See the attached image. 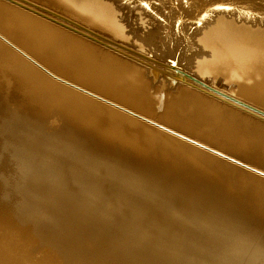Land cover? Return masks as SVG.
Returning a JSON list of instances; mask_svg holds the SVG:
<instances>
[{
  "label": "rangeland",
  "instance_id": "374dc122",
  "mask_svg": "<svg viewBox=\"0 0 264 264\" xmlns=\"http://www.w3.org/2000/svg\"><path fill=\"white\" fill-rule=\"evenodd\" d=\"M26 1H28L30 3H34L36 5H39L40 7L46 8V9L53 11L59 15H62L64 17H66V18H68V19L92 30L95 33H98L104 37H107V38H109L113 41H116L118 43H121L125 46H129L130 48H132L131 45H133V47L135 48L136 51L138 48H141L144 52H149L148 46L153 48L152 44L147 46V45L141 43V44H139V46H137L138 44H136V45H135V43L131 44L127 40H121L119 38L112 37V36L102 32L100 30H96V29L76 20L73 16L67 14L66 12L62 11L59 8H53L51 6H48L47 4L38 2L37 0H26ZM99 1L110 5V7L113 9L115 22L120 27V29L124 35H128V37H130L129 32H131V31L133 33V32H136V30H138V29L143 30L145 28H148V29L150 28L147 24H145V20L148 19L147 15L142 13L139 8H135L134 7L135 5L130 4L129 2H127L125 0H122V1L99 0ZM175 1L180 2L181 0H175ZM125 2H127V4ZM152 3L155 4L156 7L159 8L158 2H152ZM142 4L145 5L144 2ZM148 11L151 12L149 8H147V12ZM4 12H10L14 15H17L18 17H20V19L14 21L15 25L9 24V29L7 31L3 30L0 27V51L7 53L12 58L11 63L9 62L8 59H6L8 62L0 61V261L1 262L5 261V262L10 263V264H97V263L98 264H105V263L106 264H109V263H111V264H115V263L116 264H131L132 262L134 264H159L161 262V264H164V262H163V260H164L167 262V264H168V262H170L171 264H174L175 259H176L174 256L176 255L177 257H179L178 258L179 260L176 259L177 262L175 264H192L195 261H196L195 262V264H196L197 261H200L202 258L203 259L201 261L203 262V260L205 259L204 262L203 263L198 262L197 264H229V263L231 264L234 262L238 263L239 260L240 261L242 260L244 262H239L238 264H264V259H262V257L264 258V255H263L264 253L261 254V252H264V249H263L264 248V246H263L264 245V243H263L264 242V240H263L264 239V237H263L264 236L263 235L264 234V228H263L264 227V220L259 219L261 221V223L259 222V223L254 224L253 220L249 216L248 217L250 219H248L247 221H243L239 218H233L234 216L230 213V210L227 207L228 205H226L224 202H222V201H221L222 203L216 202L219 199H216L213 197H211V199L207 198L208 200H205L206 194L201 192V191L198 192V190H196L195 188L194 189L191 188L190 187V185H191L190 180H188V182L186 184H183L187 180V178H185L183 180L182 185L178 184L172 180L171 181L168 179H166L167 181L163 180V178H162V181H161V178H159V180L161 181L160 182V181H158V178H157L158 175H156V173L147 174L146 172L142 171V173H143L142 175H144V178H143V180L139 181V179H141V177L138 178L139 177L138 174H140L141 172L136 174L138 176L137 177L136 175H133V174L130 175V170L120 169V167H118V165L114 166V169L110 168V167L106 168V164H105L106 156L118 157L119 156L118 152L115 149H113V152H111V150H110L109 152H106V153L101 154L99 156L94 155V154L88 155V154L82 152L81 150L85 149V146H84V144H81V140L79 139L78 131L75 133V131L73 129L69 128L68 125H66V124L64 125L63 122L61 124V122L57 118V113L55 111L50 110L48 108H45L42 110V108L38 107V104L35 102V98L31 95L33 93L34 94H36V93L34 91H32L31 88H29L27 81L23 82L19 78V76H21L18 72L19 69H25V70L29 69L30 72L32 71V72H36L38 74V76H36L37 74H35V73H34L35 75L33 74L35 77L39 78L38 83H41L43 81L42 79H44V80H48L49 82H52V83L55 82L58 85H60L58 82H56V79L57 80L58 79L60 80L61 78L63 79V77H62L63 75L59 74L60 72L56 71L50 64H48L45 61L44 58H47V56L44 52L42 53V55H40L39 53H37L35 51H31L29 49L27 42H25V37L30 38V40L33 41L37 45H42L44 47L47 46V48L56 47L55 49H60L61 52H63V53L74 54L73 52H75V53L78 52L77 49L75 48V47H77L78 49H81V48L84 49L85 48L89 52L90 51L93 52L92 54H96V55H98V57L100 56V58L102 56L106 59H110V58L112 60L117 59V58H115V56H113L111 54V51L104 49L103 47L98 46V45H96L90 41H87L83 38H79L78 36L72 34L71 32H68V31H66V30H64L58 26L52 25L51 23L49 24V22H46V21L38 18L35 15H32V14L25 12V11H23L17 7H14L8 3L0 1V15H4ZM157 12H156V15H153V16L156 19H158L160 22H162L164 20L163 17H168V13H167L168 9H164L163 11L158 10ZM216 17H217L216 15L214 17L212 16V18H210L208 20V23L205 24L206 27H204L203 30H201L200 32L193 33L194 32V26L187 27L184 30L185 32L183 34V39H184V36H190L191 41L190 40L189 41L183 40V43H181L180 46H178L181 49L184 46L185 49L184 50L182 49L184 51V54H183V51L180 50V48L178 49V47H177L176 48L177 50L175 49V51L173 53L174 56L172 55L168 59L173 60V61L176 59V62L179 60L178 65L180 67L186 69L194 77H196L198 80H200L201 82L206 84L208 87H210V88H212V89H214V90H216V91H218L224 95H227V96L232 97L236 100H239L245 104H248L252 107H255L257 109L264 111V106H261L256 102L247 100V99L239 96L236 93V90L239 86H244L246 88H250L252 86L251 85L252 80L251 81L245 80V79L244 80H237V79H234V78L229 77V76H215V77L214 76H208V75L201 76L197 73L196 65L198 63H200V61H202L208 57V52L206 51V49H204L201 46V44L199 43L198 40L200 39L201 35L205 31V28H208L209 26L213 25V22L215 21ZM229 19H233V17L230 16ZM256 19H257V17H256ZM1 22H7L6 18H0V23ZM186 22L189 23V21H186ZM236 23L241 24V25L244 24L248 27H251L254 30L264 32V25H259V24L255 23L253 26H251L250 23H245L243 21H236ZM163 24L165 25L166 23H163ZM14 32H17L18 34L14 33ZM165 32H166V30H164L162 32V35ZM46 34L49 35V37H47ZM179 34H180V36H182L181 33H179ZM261 34H264V33H261ZM180 40H182V37L180 38ZM185 43L190 44L191 48H187ZM175 46H176V44H175ZM83 54L85 56L80 55V54H78V55L83 60V63L88 64L89 67L90 66L91 67H93V66L99 67V65H104V64H102V62L97 60L98 58H96V59L92 58L93 55L90 56V55L85 54V53H83ZM185 55L187 56V61H185V59H183V56L185 57ZM0 56H3V55H0ZM88 58H91V60H89ZM101 59H103V58H101ZM15 61H17L19 64H21L24 67H20L19 65H17L18 63ZM188 61H190V62H188ZM123 65L128 66V65H130V63L125 62ZM18 66L20 68H18ZM126 71L127 70L122 68V72L120 73V76H119V82L127 85V84H131V80H130L131 76ZM47 72L49 73V75ZM52 75H54V76L52 77ZM24 83H25V85H24ZM72 84L75 85L76 83L73 82ZM156 85L157 84H155V85L151 84V86H150L148 79H146L145 83L142 84V87L144 89V94H145V96L142 100H143V102H145V105H146V112H145L146 114L145 115L149 116V117L147 116L148 119H150L153 122H157V123L159 122V123H161L162 126H164V127L167 126V127H169L168 129H170V130L172 129L179 134L188 136L191 139H196V141H198L199 143L205 142L203 144H205L206 146L211 147L213 149H216L219 152H222L227 157H230L234 160H237L241 164H243L247 167L251 166L254 169L264 171V166L261 164L258 165L256 163L257 161H260L259 159H256V158H254L252 160L247 159V158L243 159L241 157L243 155V153L241 152V154H240V151L234 150L233 148H232V150L226 149V148H224V146H222L218 143H208L207 141L200 139V137H202V135L199 133L205 134L209 131L210 125H208V124H201V125L195 126L197 128L196 130L188 128L187 130L183 129L184 131H182L181 128L177 127V126H180V124H178L176 122H174L175 124L170 123V122H173L172 120H168L167 118H166V120H158L157 116L165 113V110L172 104V102H165L164 95L170 94V93L172 94V92H174V91H169V90L167 91L164 88V86H160V88H157ZM78 87H80V86H78ZM154 87H156L157 89H154ZM27 89L29 91H32L33 93L29 92ZM207 98H205V99H207ZM207 100L211 101L215 104H219L220 106H223V107L226 106V107H228L232 110H235V111H237V112H239V113H241L247 117L254 119V117H251L250 115H246V114L242 113L241 111L227 105L224 102L217 101V100H214L212 98H208ZM198 101L201 102L200 100H198ZM183 105L190 106L188 104H183ZM163 117L164 116L162 115V119H163ZM165 117H166V115H165ZM57 121H58V123H57ZM254 122L258 123L259 121L256 120ZM240 123L242 125H244V126L238 125V127H241L240 130L243 131L241 133L247 132L249 130H254L256 132H259L262 136H264V128L263 127L256 126L255 124H252L249 122H246L248 124H245L242 122H240ZM260 123L264 125V123H262V122H259L258 124H260ZM198 139H200V140H198ZM249 139H251V138L248 137L247 140H249ZM251 162H254V165ZM110 165H111V163H110ZM235 167L237 169L241 170L242 172L249 173L248 172L249 170L245 171V169H241L242 167H240V166H235ZM116 169L119 170V172H117ZM122 170L124 173H122ZM125 171H128V172H125ZM120 172H121V174H119ZM126 173H127V175H126ZM118 174L120 175V178H119ZM154 174H155L156 178H154ZM250 174L253 175V173H250ZM151 175H153L154 179L152 178ZM122 176L125 179L126 184H127V182H130V183H128L127 185L124 184L123 183L124 179L121 178ZM129 176L130 177L135 176L134 178L133 177H131V178H133L134 181L137 179L139 182H143L142 185H141V183L139 185H136V186L133 185L134 181L132 183L131 181L133 179L131 180V178ZM116 177L120 180L122 179L121 180L122 182H119V184L116 183V182H118L116 180L117 179ZM126 177L129 178L128 179L129 181H127ZM145 177H147L146 183H145ZM151 179H152V181H151ZM156 179H157V181H155ZM137 180L135 181V184L139 183ZM112 183L115 184L116 187H114V185ZM159 183H161V184H159ZM165 183H167V184H165ZM129 184L133 185L132 187H134V189L137 187V189L141 191V194L137 193V192H139L137 189H135L137 191L136 192L135 190L131 189V187L129 188V186H131ZM152 184H153V186H152ZM154 184H157V185H155V186H157L156 190H155ZM162 184H163V186H162ZM143 185H144V188L142 189ZM122 186L126 187L127 189L125 190V188H123ZM138 186H140L141 188H139ZM148 186H150V188L152 186L151 190ZM158 186H159V188H158ZM165 186H168V187H165ZM145 187H146V189H145ZM160 187H162V188H160ZM148 188H149V190H148ZM157 188L159 189V191L157 190ZM120 189H121V191L124 190L123 191L124 195L122 194L123 192L120 193L121 192ZM161 189H162V192H161ZM179 189H181V191ZM132 190L137 193V196H135L136 193L133 192ZM153 190L156 192H154ZM164 190H166V191H164ZM195 190H196V192H195ZM148 191H150L151 193H149ZM142 192H144L145 194H143ZM133 193H135V194H133ZM165 193H167V195ZM130 194H131V196H130ZM148 194H150V196H153V197L147 196ZM141 195H142V197H143V195H145L147 197L144 196L145 199H143L141 197ZM157 195H159V196L157 197ZM161 195H164L165 197L161 196ZM169 195H170V199L168 200ZM124 196L127 199V201L125 200ZM132 196H133V198H132ZM186 196L188 197L189 200L187 199ZM128 197H129V199H128ZM148 197H149V200H152V201L155 198L153 201L154 203L152 201H150L153 203V205H152L153 208L151 207V203H148V204H150L151 209H150L149 205L146 204L147 201L149 202V200H147ZM159 197H160V199H159ZM192 198L194 200H197V202L195 201L197 204L194 202V200L190 201V199L192 200ZM130 199H131V201H134V202L136 200L135 203H137V204H133V202H131ZM142 199L145 201H143ZM157 199H158V202H157ZM162 199H163V201H162ZM164 199H165V201H164ZM202 199H204V200H202ZM166 200L168 201L167 204H165ZM125 201L127 203H129V201H130L132 203V205L133 206L136 205V207L138 205V208H136L135 206L133 207L131 205V203H129L130 205L127 204ZM141 201L144 204H141ZM159 201H162L163 203L165 202L164 203L165 205H163V203H161ZM169 201H171L172 203H170ZM123 202H125L126 204H124ZM121 203H123V204H121ZM138 203H140V204H138ZM210 203H212V204H210ZM169 204H170V206H169ZM176 204H177V208H176ZM193 204L196 205L197 209L195 208V206ZM127 205H129V206H127ZM172 205H173V209H171ZM191 205L193 207H191ZM119 206H120V208L123 206L121 208L122 210L120 208L118 209ZM126 206L128 207V209ZM130 206L132 208H130ZM146 206H148V210H147ZM163 206H164V209H167V210L163 209V213H162ZM168 206H169V208H167ZM204 206H206V207H204ZM154 207H156V208H154ZM129 208L131 209V211L133 210V208L138 209V211L133 210L131 213ZM158 208L160 209V211ZM124 209L127 210V212ZM144 209H146V213L144 212ZM174 209H176V210L174 211ZM212 209L214 210L213 212L210 211ZM194 210H196L197 212L196 211L194 212ZM56 211H58V212L56 213ZM128 211H129V213H128ZM136 211L137 212L140 211L139 213L142 215L140 216L139 213H136ZM155 211H157V212L155 213ZM189 211H190V213H189ZM134 212L136 213L137 216L140 217V218L136 217V215H135V219L137 218L136 219L137 221L133 217L135 214ZM148 212L149 213L151 212L152 214L151 213L149 214ZM158 212L161 214L159 215ZM170 212L172 214L174 213L173 215H175V216L176 215L178 216V214H180V212H182V214L179 215V217H181V221H182L183 216L187 217V220H186L187 222L185 221V218L183 219V222H182L185 225L182 224L181 221L179 222V220H180L179 217H177V216H176V218H175V216L173 217V215L170 214ZM192 212H194V213H192ZM204 212H205V214H204ZM124 213H125V215H123V217H122V214H124ZM153 213H155V215ZM164 213H167V217L165 216L166 214L164 215ZM144 214L145 215L147 214L146 219L143 216ZM162 214L164 216H162ZM168 214L172 215V216H168ZM188 214H189V216H188ZM206 214H207V217H206ZM130 215H131V217H130ZM151 215H154V216H152V217H155V218H153L154 220L149 219L151 217ZM194 215H196V216H194ZM201 215H203V216H201ZM157 216L160 217V219ZM209 216H211V217H209ZM56 217H57L59 222L63 221L62 224L64 225V227L61 224V222L57 223L58 221H57ZM62 217L64 219L61 220ZM141 217H144V218H141ZM161 217H162V219H161ZM172 217L175 219H172ZM191 217L193 219H191ZM196 217L201 218V220L199 218H196ZM65 218L67 219V221ZM167 218L169 219V221H168L169 223H170V220L173 221L170 223V225L167 222ZM202 218H204V222H203ZM214 218L216 221L214 220ZM55 219L57 222L55 221ZM68 219L71 220L70 221L71 224L68 223L69 222ZM138 219L141 221H143L145 219V221H143L142 222L143 224H141ZM164 219H166V220H164ZM189 219H191V220H189ZM207 219L208 220L212 219L214 221L209 220V222H208ZM219 219L223 220L224 224H226V222H227L228 225L226 224V226H225L222 223V221H220ZM131 220H133L132 224L134 223L133 227H132V224L130 223ZM198 220L201 221L200 225H199ZM225 220H226V222H224ZM72 221H73V224H72ZM146 221H148V222L150 221L152 224L151 223L148 224V222H146ZM159 221H161V222H159ZM233 221H235L236 223L235 222H234L235 224L232 223ZM137 222H139V227L135 228V226H137V224H138ZM165 222L169 226H167L165 224ZM194 222H198V223L194 224ZM211 222H213V225ZM214 222H215V224H214ZM51 223H53L52 225L57 224V226L55 225L57 227V228L55 227L57 229V231H55L56 229L54 227H53L54 230H52L53 228H52ZM76 223H79L83 227L81 229L82 232H80L81 230L79 229L81 226L78 224V227H77ZM155 223H157V225ZM186 223L188 224L187 226L189 228L191 227L192 224H194L195 226L194 225H192V226H194L195 229L193 227L190 228L191 230L188 229V227L186 226ZM202 223H204V224H202ZM208 223L209 224L211 223L210 226ZM59 224H61V226ZM74 224H76V226ZM145 224H146V226L147 225L152 226L153 224H155V225H153V227H151V229L153 230L155 228L156 234L154 235L155 231L150 230V228L148 226L146 229L144 228L145 230L143 229L141 232H139L143 227H146V226H144ZM164 224H165L166 228L164 227ZM176 224H178V226H180V224H181V226L178 228ZM205 224L206 225L208 224L207 225L208 230H207V228L204 227ZM220 224H222V225H220ZM232 224L238 226V228L236 226H232ZM257 224L258 225L261 224V226H258ZM66 225H68V226H66ZM172 225H173V227H171ZM201 225H203V226L200 227ZM214 225H217L216 226L217 229L215 228ZM239 225L241 226V228H239L240 227ZM50 226L52 228L51 230H49ZM69 226H70V228H69ZM154 226H156V227L160 226V227L156 228ZM183 226L184 227L186 226L188 231L186 230V227H185V229H183L184 228ZM197 226L200 228L204 227L207 231L205 229H201V231L205 230L207 233L205 231H204L205 233L204 232L200 233V231L198 230L200 228L197 229L196 228ZM221 226H222V229H221ZM224 226H225V228L226 227L228 228V226H229L230 229L233 230V232H235V234H238L240 236L242 235L241 238H242V242H243L242 244L243 245L246 246V243H247V245L250 243H253L252 244L253 246L251 244L246 246V248L248 247L247 248L248 250L246 249L247 251L244 248L245 246H243L242 251H241L242 245H241V241H240L241 240L240 236L237 235L239 238L238 239L234 233L231 232L232 234L230 235V233H228L229 228L228 229L226 228L227 231L225 230L226 233H224L223 232V229H225ZM252 226L254 228L253 229L254 231L250 232V231H252V229H250V228H252ZM59 227L62 228L63 230L59 229ZM67 227H68V230H67L68 233L65 230ZM169 227H171V228H169ZM211 227L216 229L217 234H219V233H220V235L223 234L222 235L223 238L220 237V239H223L226 241L224 242L223 240H221V241L219 240V242H222L221 245H220V243H218V239H217V238H219L217 236H220V235H217L215 233V229H214V231L211 232L212 234L213 233H215V234H213V235L211 234L212 236L210 235L209 231L213 230V228H211ZM47 228H49V229H47ZM84 228H85L86 234H84L85 233L83 231ZM138 228H140V230ZM159 228H161V229L164 228V230H166V231L162 230V233H161V231H159L160 230ZM218 228H220V229H218ZM246 228H249V229L246 230ZM130 229H132L134 231H132ZM136 229H137V231H136ZM179 229H181V230H179ZM196 229H197V231H196ZM241 229L242 230L244 229L243 232ZM255 229H256V232H255ZM46 230H48V231H46ZM75 230L80 237H78L75 234L76 233ZM149 230H150V232L151 231L153 232L152 233V236L154 235L153 237H151ZM167 230L169 231V233L172 232V234H169ZM189 230H190V232H189ZM217 230H218V232H217ZM219 230H221V231H219ZM235 230H237V231H235ZM238 230H240V232L236 233V232H238ZM248 230H249V233L247 232ZM131 231H132V233H130ZM135 231H136V234L135 233L133 234V232H135ZM157 231H159V232H157ZM163 231H164L165 236L167 235L166 238H164ZM175 231H177V232L179 231L178 233H180V231H181V233H183V234H178L177 232H176L177 233L176 234V233H174ZM69 232H70V234L72 232L73 236L70 235ZM254 232L256 234H254ZM63 233H65V236L63 235ZM157 233L162 234V236L160 234H157ZM188 233H190V234H188ZM244 233H245V235H244ZM59 234H61L60 239H59ZM68 234H69V236H68ZM80 234H82V236ZM174 234H176V235H174ZM195 234H197V235H195ZM199 234H200V237L202 235H204L205 237H209L210 238L209 240H208V238H206L208 243H207L206 239L199 238V236H198ZM207 234H209V235H207ZM226 234H228V235L226 236ZM250 234H252V235L250 236ZM156 235H158V237H157L158 241L156 240L157 239ZM169 235L170 236L172 235L171 236L172 242L174 240L173 236L175 237L176 240H178V238H179L177 236H180V238H179L180 242L174 241V244L178 245V243H180L179 245H181V242L185 241L184 246H183L184 243L182 242V245L177 246V247H182V248L184 247L183 249H186V248L189 249L187 251L190 254H188V252L185 254L186 250H183L180 248L178 249L177 253H175L177 250V247L174 248V246L172 245L173 243H171V241L169 239V238H171ZM183 235H187V237H185ZM224 235H225V237H224ZM229 235L231 236V238L233 237L232 238L233 240L230 238ZM256 235H257V238H259V237L260 238L257 239L255 237ZM62 236L64 237L63 241H65L63 243H62ZM67 236H68V238L70 237L71 239L69 238L67 240V238H65ZM192 236H194L193 240L196 237L201 239V240L196 238L197 240L195 239L194 241H196V242H194L192 240ZM204 236H202V237H204ZM149 237L152 238V240H154V241H152L151 239L149 240ZM160 237H162L163 239ZM181 237H182V239H181ZM226 237L230 238V240H232V241L229 240L231 243H229V241L227 242ZM243 237H245V238H243ZM251 237H253L254 239ZM186 238L188 241L186 240ZM189 238L191 239V241H193L192 244H195V246H189V244L191 243V241H189ZM234 238L237 240L236 247L234 246L235 245L234 244L235 243ZM247 238H248V240L252 239L253 242H252V240H251V242L250 241L248 242ZM255 238H256V240H255ZM161 239L164 241V245H166V246H164L165 247L164 250L163 249L161 250V248H163V245H162L163 243H162ZM164 239H168V241L166 240V242H165ZM216 239H217V241H214ZM211 240H213V242ZM186 241H187V243L188 242H190V243L187 244ZM197 241H199V243ZM200 241H203L205 244L206 243L207 244L204 246V243L200 242ZM209 241H211V242H209ZM244 241H246V242L244 243ZM258 241H260V243L262 245ZM99 242H100V244H99ZM153 242H154V245H153ZM238 242H240V244ZM59 243H62V245ZM200 243H201V245L199 246ZM216 243H218V244H216ZM155 244H158V245L160 244L161 248ZM168 244H170L169 247H168ZM186 244L188 245V247ZM231 244L232 245L234 244V245L232 246ZM254 244H256V245H254ZM93 245H96V246H93ZM240 245H241V247H240ZM97 246L99 248L102 246L100 248V251L102 249L101 252H99L97 250V249H99ZM185 246H186V248H185ZM198 246L201 248L199 249ZM251 246H252V250H255L254 246H256V248L258 247L259 249L262 248L263 250L261 249L258 251V248L255 251L251 250L252 252L255 253V256H256L255 257L254 254L251 253V251H249L251 249ZM92 247H94V248L97 247V248L94 249ZM103 247H104V250H103ZM195 247H196V249H195ZM230 247L232 248L233 253L232 252L230 253ZM234 247L236 249L238 248L237 250L241 251V255H239L240 259H239V257H237L239 260L235 259L236 258L235 256H237L238 253L240 254V252H238ZM203 248H204V250H201ZM92 249H94V251ZM190 249L191 250L193 249V251H190ZM234 249L238 253L235 252ZM160 250L162 252H160ZM95 251L98 254H96ZM194 251H196V252L193 253ZM201 251H203V252H201ZM204 251H205L206 257H204V255H203ZM243 251H245L246 253ZM257 251H258V254L256 253ZM157 252L158 253L160 252V253L158 254ZM242 252H243V254H242ZM247 252L251 253L250 254L251 256L253 254L252 258H254V259H252L251 256H249L247 254ZM259 252L261 255L259 254ZM94 253H95V255H94ZM179 253H183L182 254L183 256L177 255ZM164 254L166 257H163ZM166 254H168V256L170 257L169 260H166V259H168ZM192 254H193V256L197 255V254L200 257H201V255H203V256L201 258L199 257V260H196V258H198V256H196V257L194 256L195 257L194 258L192 256ZM233 254H235V255L232 258L231 256H233ZM98 255H99V257H98ZM161 255H163L162 257L164 259H161ZM185 255H187V259H186ZM188 255H190V256H188ZM257 255H260V256H257ZM88 256H90L91 258ZM180 256H181V258H180ZM241 256L243 258H241ZM245 256H247V257H245ZM159 257H160V259H159ZM172 257H174V261H173ZM249 257H250V259H249ZM182 258L184 259V261H182L183 260ZM245 258H247V259H245ZM180 259H182L181 260L182 262L180 261ZM194 259H195V261H194ZM233 259H234V261H233ZM229 260H232V261L228 262ZM236 260H238V261H236ZM245 260H249V261L247 262ZM94 261H96L97 263ZM109 261H111V262H109ZM178 261H180V263ZM113 262H115V263H113Z\"/></svg>",
  "mask_w": 264,
  "mask_h": 264
},
{
  "label": "bare ground",
  "instance_id": "6f19581e",
  "mask_svg": "<svg viewBox=\"0 0 264 264\" xmlns=\"http://www.w3.org/2000/svg\"><path fill=\"white\" fill-rule=\"evenodd\" d=\"M0 1L8 3L14 7H17V8H19L25 12L30 13L29 11H27V9L16 6L13 3H10V2L5 1V0H0ZM37 1L44 3V4H47L48 6H51L53 8H59L62 11L66 12L67 14L73 16L76 20H78V21H80V22H82V23H84V24H86V25H88V26H90L96 30H100V31L112 36V37L119 38L121 40H127L131 44H134V43H135V45L138 44L137 46H139V44H141V43H143L147 46L152 44V46H153V48L148 46L149 52H144L141 48H138L136 51L135 48L133 47V45H131L132 48H130L129 46H125L121 43L113 41L107 37H104L98 33L93 32L92 30H90V29H88V28L64 17V16H63V18L66 19V21L68 22V23H65V25L69 29H71V30H69V29H64V30L71 32L72 34L78 36L79 38H83V39L90 41V42H92L98 46L103 47L104 49L111 51V54L113 56H115V58H117V59L112 60L110 57H109L110 59H106L102 56H101V58H103V59H101L100 56L98 57V55L92 54L93 52H91V51L89 52L85 48L84 49H82V48L78 49L77 47H75V48L77 49L78 52H76V53L73 52L75 55L71 54V53H63V52H61L60 49H55L56 47L47 48V46L44 47L42 45H37L33 41H31L30 38L25 37V42H27L29 49L31 51H35V52L39 53L40 55H42V53L44 52L47 56V58H44L45 61L48 64H50L56 71L60 72L59 74L63 75L62 76L63 79L62 78L60 80L58 79L59 81L56 79V82H58L60 85H58L55 82L52 83V82H49L48 80H44V79H42L43 81L41 83H38L39 78L34 76L37 73L32 72V71L30 72V70L27 68H26L27 70H25V69H19L18 70L19 74L21 75V76H19V78L23 82L27 81L29 88H31L32 91H34L36 93V94H34L32 91H29L27 89L29 92L33 93L31 95L35 98V102L38 104V107L42 108V110L45 108H48L50 110L55 111L57 113V118L59 119L61 124L63 122L64 125L65 124L68 125L69 128H71L75 131V133L78 131V135H79V139L81 140V144H84V146H85V149L81 150L82 152H84L88 155L94 154V155L99 156L101 154L109 152L110 150H111V152H113V149H115L119 154V156H118L119 158L113 157V156H106V162H105L106 168L110 167V168L114 169V166L118 165V167H120V169L130 170V175L131 174L136 175L139 172H141L140 174H138L139 177L136 175L138 178L141 177V179H139V181L143 180V178H144V175H142L143 174L142 171L146 172L147 174L156 173V175H158V177H157L158 181H160L159 178H161V181L163 178V180H166V179H168L170 181L172 180V181H174L178 184H181V185L183 183V180L185 178H187V180L183 184H186L188 182V180H190L191 181L190 182L191 188H193V189L195 188L196 190H198V192L201 191V192L206 194L207 197L205 196V200L211 199V197H213V198L219 199L216 202H219V203L224 202L226 205H228L227 207L229 208L230 213L234 216L233 217L231 215L233 218H239L243 221H247L248 219L251 218L253 220L254 224L259 223V222L261 223L260 220H264V171L254 169L251 166L247 167V166L241 164L239 161L234 160L230 157H227L222 152H219L216 149H213L211 147L206 146L205 144H203L205 142L199 143L198 141H196V139H191L190 137L179 134L172 129L170 130V129H168L169 127L166 126L167 127L166 128V127L162 126L161 123H159V122L157 123V122L151 121L150 119H148L149 116L145 115L146 114L145 113L146 112V105H145V102H143V100H142L145 96L142 84L145 83L146 79L149 80L150 86H151V84H153V85L157 84L156 85L157 88H160V86H164V88L167 91L168 90L174 91V92H172V94L170 93V94L164 95L165 102H172V104L165 110V113L157 116L158 120H166V118L168 120H172L173 122H170V123L175 124L174 122H176V123L180 124V126H177V127L181 128L182 131H184L183 129L187 130L188 128L196 130L197 128L195 126H198L201 124H208V125H210L209 131L205 134L199 133L202 135V137H200V139H203V140L207 141L208 143H218V144L224 146V148H226V149L232 150V148H233L234 150L240 151V154H241V152L243 153V155L241 156L243 159H246V158L250 159V160H252L254 158L259 159L260 161H257L256 163L258 165L261 164L264 166V136H262L259 132H256L254 130H249L247 132L241 133L243 131L240 130L241 127H238V125L244 126L240 122L245 123V124H248L246 122H249V123L255 124L256 126H260L263 128H264V125L261 123L258 124L259 122L258 123L254 122L255 121L254 119L247 117V116H245V115H243V114H241L235 110H232L226 106H224L225 107L224 108L223 106H220L219 104H215L211 101H208L207 99L212 98L214 100L224 102L227 105L241 111L242 113H244L246 115H250L251 117H254L250 111H248L244 108H242V109L239 108L238 104H240V103L245 104V103H243L239 100H236L232 97H229L227 95H224V94L208 87L206 84H204L203 82L198 80L196 77H194L186 69L180 67L178 65L179 60L176 62V59L174 61L168 59L170 56L173 55L175 49L178 46H180L181 43H183V40H185V41L190 40V36H184V39H183V34L185 32L184 30L187 27L194 26V32L193 33L200 32L201 30H203L204 27H206L205 24L208 23V20L210 18H212V16L214 17L216 15L217 17L215 18L213 25L209 26L208 28H205V31L203 32L200 39L198 40L199 43L201 44V46L204 49H206V51L208 52V57L206 59L200 61V63H198L196 65L197 73L201 76H205V75L214 76V77L215 76H229V77H232V78L237 79V80H244V79L249 80V81L252 80V83H251L252 86L250 88H246L244 86H239L236 90V93L239 96H241L247 100L256 102L259 105L264 106V34H261L264 32L254 30L251 27H248L244 24L241 25V24L236 23V21H243L245 23H250L251 26H253L255 23H257L259 25H264V0H181L180 2L179 1L176 2L175 0H162V1L161 0H125V1L129 2L130 4L135 5L134 6L135 8H139L142 13L147 15L148 19L145 20V24H147L150 27L149 29L148 28H145L143 30L138 29V30H136V32H133V33L131 31V32H129L130 37H128V35H124L123 32L121 31L120 27L116 24L115 19H114V12H113V9L110 7V5L103 3V2H100L99 0H37ZM118 1H122V0H118ZM127 2H125V3L127 4ZM143 2L145 5L142 4ZM152 2H158L159 8L156 7V5L153 4ZM147 8H149L151 12H149V11L147 12ZM164 9H168V12H167L168 17H163L164 20L162 22H160L153 15H156V12L158 10L163 11ZM30 14H32V13H30ZM32 15H34V14H32ZM230 16H232L233 19H229ZM255 16H258L259 18L254 19ZM0 18H6V20H7V22H1L0 23V27L5 31H7L9 29V24L15 25L14 21L20 19V17L12 14L10 12H4V15H0ZM186 21H189V23H187ZM163 23H166V24L164 25ZM164 30H166V32L162 35V32ZM14 33L18 34L17 32H14ZM179 33H181L182 36H180ZM46 36L49 37V35H47V34H46ZM181 37H182V40H180ZM175 44H176V46H175ZM185 45L187 48H191L190 44L185 43ZM179 48L180 47H178V49ZM182 49L183 50L185 49L184 46L182 47ZM182 49L180 48V50H182ZM83 53L88 54L90 56L93 55L92 58H95V59L98 58L97 60L102 62V64H104V65H99V67H94V66L89 67L88 64L83 63V60L78 55V54H80V55L85 56ZM183 54H184V51H183ZM0 55H3V56H0V61L8 62L6 60V59H8L10 63L12 62V60H11L12 58L7 53L0 51ZM88 59L91 60V58H88ZM183 59H185V61H187V56L186 55H185V57L183 56ZM15 62H17V61H15ZM125 62L130 63V65H128V66L123 65ZM188 62H190V61H188ZM17 65H19L20 67H24L19 63ZM19 66H18V68H20ZM122 68L127 70L126 72L130 74L131 84L126 85L124 83L119 82V76H120V73L122 72ZM48 75H49V73H48ZM36 76H38V74ZM53 76L54 75H52V77ZM73 82H75L76 84L75 85L72 84ZM199 84H201V85H199ZM24 85H25V83H24ZM78 86H80L81 88ZM157 88L154 87V89H157ZM205 98H207V99H205ZM198 100H200L201 102H199ZM183 104H188L190 106H186ZM245 105H248V104H245ZM248 106L250 107V105H248ZM162 115L164 116L163 119H162ZM165 115H166V117H165ZM57 123H58V121H57ZM248 137H250L251 139L247 140ZM200 139H198V140H200ZM110 163H111V165H110ZM251 163H253V165H254V162H251ZM235 166H240V167H242L241 169H245V171L249 170L248 171L249 173L242 172L241 170L237 169ZM117 172H119V170H117ZM125 172H128V171H125ZM122 173H124L123 170H122ZM250 173H253V175H251ZM119 174H121V172ZM119 174H118V176L120 178ZM126 175H127V173H126ZM151 176L153 178V175H151ZM131 177H133V176H131ZM121 178H123V176ZM133 178H131V180ZM146 178L147 177H145V183L147 182ZM154 178H156L155 174H154ZM128 179L129 178H127V181H129ZM116 180L118 181V182H116L118 184H119V182H122L121 181L122 179L120 180L117 178ZM133 181H134V179L131 182L133 183ZM135 181L133 184L135 186L139 185L140 183L142 185V183H143V182H139L137 180L139 183L135 184ZM151 181H152V179H151ZM155 181H157V179ZM123 183L126 184L125 179H124ZM128 183H130V182H127V184ZM131 184H129V185H131ZM159 184H161V183H159ZM165 184H167V183H165ZM113 185H114V187H116L115 184H113ZM133 185L129 186V188L131 187V189H133V190L137 189V187L134 189V187H132ZM144 185L142 186V189L144 188ZM155 185H157V184H154V186ZM152 186H153V184H152ZM152 186H151V188H152ZM162 186H163V184H162ZM138 187L141 188L140 186H138ZM148 187L150 188V186H148ZM156 187L157 186H155V190H156ZM165 187H168V186H165ZM123 188H125V190L127 189L126 187H123ZM149 188H148V190H149ZM151 188H150V190H151ZM158 188H159V186H158ZM158 188H157V190L159 191ZM160 188H162V187H160ZM145 189H146V187H145ZM179 190L181 191V189H179ZM196 190H195V192H196ZM120 191H121V189H120ZM123 191L124 190H122L120 193H122ZM135 191H133V192H135ZM138 191L139 192H137V191L136 192L138 194L139 193L141 194V191L140 190H138ZM164 191H166V190H164ZM148 192L151 193L150 191H148ZM154 192H156V191H154ZM161 192H162V189H161ZM135 193H133V194H135ZM137 193L135 196H137ZM142 193L145 194L144 192H142ZM122 194L124 195V192ZM165 194L167 195V193H165ZM125 196H124V198H125ZM130 196H131V194H130ZM133 196H132V198H133ZM144 196L145 195H143V197H142V195H141V197L143 199H145ZM147 196H150V194H148ZM147 196H145V197H147ZM158 196L159 195H157V197ZM161 196H164V195H161ZM150 197H153V196H150ZM128 199H129V197H128ZM154 199H153V201H154ZM159 199H160V197H159ZM165 199H164V201H165ZM169 199H170V195H169L168 200ZM187 199H188V197H187ZM125 200L127 201L126 198H125ZM147 200H149V197ZM193 200H194L193 198H192V200L190 199V201H193ZM202 200H204V199H202ZM130 201H131V199H130ZM130 201H129V203L133 202V204H137V203H135L136 200H135V202L134 201L130 202ZM143 201H145V200H143ZM150 201H152V200H149V202L147 201L146 204L151 203V207H152L154 202L152 201L153 202L152 203ZM162 201H163V199H162ZM162 201H159V202L163 203ZM195 201L197 202V200H194V202ZM125 202H123V203L126 204L127 202L126 203ZM157 202H158V199H157ZM167 202L168 201L166 200V203L165 202L164 203L167 204ZM169 202L172 203L171 201H169ZM123 203H121V204H123ZM129 203H127V204H129ZM164 203H163V205H165ZM138 204H140V203H138ZM141 204H144V203H142V201H141ZM210 204H212V203H210ZM129 205H127V206H129ZM131 205H132V203H131ZM148 205L150 207V204H148ZM134 206L136 207V205H134ZM169 206H170V204H169ZM169 206L167 208H169ZM194 206L196 208V205H194ZM146 207L148 210V206H146ZM151 207H150V209H151ZM191 207H193V206L191 205ZM204 207H206V206H204ZM119 208H120V206L118 207V209ZM130 208H132V207L130 206ZM136 208H138V205ZM136 208L135 209L133 208V210L138 211V209H136ZM154 208H156V207H154ZM176 208H177V204H176ZM127 209H128V207H127ZM163 209H164V206L162 208V213H163ZM171 209H173V205H172ZM164 210H167V209H164ZM175 210L176 209H174V211ZM125 211L127 212V210H125ZM130 211H131V209H130ZM132 211H131V213H132ZM137 211H136V213L140 212V211L139 212H137ZM157 211H155V213ZM159 211H160V209H159ZM195 211L196 210H194V212ZM210 211L213 212L214 210L212 209ZM57 212L58 211H56V213ZM144 212L146 213V209H144ZM194 212H192V213H194ZM128 213H129V211H128ZM136 213L133 216L134 219H135ZM155 213H153V214L155 215ZM167 213H164V215L166 214L165 215L166 217H167ZM189 213H190V211H189ZM160 214L161 213H159V215ZM170 214H172V213L170 212ZM181 214H182V212H180V214H178V216L177 215L176 216L179 217V215H181ZM204 214H205V212H204ZM123 215H125V213L122 214V217H123ZM139 215L141 216L142 214L139 213ZM154 215H151V217ZM164 215L162 214V216H164ZM172 215L168 214V216H172ZM143 216L145 217V219L147 218L146 217L147 214L146 215L144 214ZM174 216L175 215H173V217ZM176 216H175V218H176ZM188 216H189V214H188ZM194 216H196V215H194ZM201 216H203V215H201ZM130 217H131V215H130ZM136 217H139V216L136 215ZM144 217H141V218H144ZM151 217L149 219L154 220L153 218H155V217H152V218ZM173 217H172V219H175ZM206 217H207V214H206ZM209 217H211V216H209ZM158 218L160 219V217H158ZM179 218H180V220H179V222H180L181 217H179ZM184 218H185V221L187 220V217L183 216L181 223L183 222ZM196 218H199V217H196ZM56 219H57V217H56ZM56 219H55V221H56ZM62 219H64V218L62 217L61 220ZM145 219L143 221H145ZM161 219H162V217H161ZM191 219H193V218L191 217ZM191 219H189V220H191ZM199 219L201 220V218H199ZM68 220H69L68 223L71 224V222H70L71 220L70 219H68ZM164 220H166V219H164ZM200 220H198L199 225L201 224ZM202 220L204 222V218H202ZM209 220L214 221L215 218H214V220H212V219H209ZM209 220L207 219L208 222H209ZM57 221H58V219H57ZM66 221H67V219H66ZM132 221L133 220H131V222H130L131 224H132ZM139 221L141 224H143L142 223L143 221H141V220H139ZM161 221H159V222H161ZM168 221H169V219L167 218V222ZM220 221H222V223H223V220H220ZM60 222H61V224L63 223V221H60ZM60 222L58 221L57 223H60ZM146 222H148V221H146ZM171 222H173V221L170 220V223ZM224 222H226V220ZM234 222L235 221H233L232 223H234ZM137 223H136L137 226H135V228L139 227V222H137ZM150 223L151 222L149 221L148 224H150ZM170 223H169V225H170ZM195 223H198V222H194V224ZM211 223L213 225V222H211ZM52 224L53 223H51V225ZM61 224H59V225L61 226ZM72 224H73V221H72ZM76 224L78 227L79 223H76ZM76 224H74V225L76 226ZM155 224L157 225V223H155ZM155 224H153V225H155ZM165 224H166V222H165ZM165 224H164V227H165ZM182 224H184V223H182ZM194 224H192V225H194ZM202 224H204V223H202ZM210 224H209V226H210ZM214 224H215V222H214ZM226 224H227V222H226ZM226 224H224V225L226 226ZM234 224H232V226H236ZM55 225L57 226V224H55ZM55 225H52V228L53 227L55 228L56 227ZM153 225L152 226L147 225V226L150 228V230H152L151 227H153ZM169 225H167V226H169ZM173 225L171 227H173ZM176 225L178 228L181 226V224H180V226H178V224H176ZM187 225L188 224L186 223V226ZM192 225H191V227L194 228L195 225L194 226H192ZM205 225H204V227L207 228L208 226L207 225L205 226ZM220 225H222V224H220ZM66 226H68V225H66ZM133 226H134V223L132 224V227ZM144 226H146V224ZM147 226L146 227L142 226L143 228L141 230H140V228H138L140 230L139 232H141L144 228L146 229ZM198 226L196 227L197 229L202 227L203 225H201L200 227H198ZM214 226L216 228L217 225H214ZM225 226H224V228H225ZM229 226H228V228H229L228 233H230V235L232 233L235 234V232H233V230L230 229L231 226L230 227ZM258 226H261V224ZM63 227H64V225H63ZM154 227H156V226H154ZM158 227H160V226H157L156 228H158ZM171 227H169V228H171ZM185 227L183 229H185ZM187 227H186V230L188 231V229H190L191 227L190 228L188 227V229H187ZM204 227L198 229L200 231V233H202L206 230ZM213 227H211V228H213ZM236 227L238 228V226H236ZM52 228L50 226V229L49 228H47V229L51 230ZM54 228L52 230H54ZM69 228H70V226H69ZM82 228L83 227L81 226L79 229L81 230ZM215 228H213V230L209 231L210 235L212 234L211 232L214 231ZM226 228L223 229L224 233H226V231H227ZM239 228H241V226ZM59 229H62V228L59 227ZM159 229H160L159 231H161V233H162V230H164V228L163 229L159 228ZM197 229H196V231H197ZM201 229H205V230L201 231ZM216 229H215V233H216ZM218 229H220V228H218ZM221 229H222V226H221ZM247 229H249V228H246V230ZM250 229H252V231H250V232L254 231L253 226ZM65 230L67 232L68 227ZM76 230H75V232H76ZM130 230H132V229H130ZM150 230H149V232H150ZM179 230H181V229H179ZM190 230H189V232H190ZM207 230H208V228H207ZM243 230H242V232H243ZM46 231H48V230H46ZM55 231H57V229ZM83 231L85 232V233L84 232L83 233L86 234L85 228ZM132 231H134V230H132ZM132 231L130 233H132ZM136 231H137V229H136ZM136 231L133 232V234L134 233L136 234ZM152 231H155V228ZM152 231L150 232L151 237H153L156 234V231H155L154 235L152 236V233H153ZM159 231H157V232H159ZM164 231H166V230H164ZM164 231H163V235H164V238H166L167 235L165 236ZM219 231H221V230H219ZM235 231H237V230H235ZM72 232H71V234L69 232V234L72 235ZM80 232H82V230ZM176 232L177 231H175L174 233H176ZM217 232H218V230H217ZM239 232H240V230H238V232H236V233H239ZM247 232L249 233V230ZM255 232H256V229H255ZM255 232H254V234H256ZM168 233H169V231H168ZM215 233H213V234H215ZM69 234H68V236H69ZM75 234L78 237H80L77 234V232ZM157 234H160V233H157ZM169 234H172V232ZM176 234H174V235H176ZM178 234H183V233H181V231H180V233H178ZM188 234H190V233H188ZM197 234H195V235H197ZM252 234H250V236ZM60 235L61 234H59V239L61 237ZM63 235L65 236V233H63ZM80 235L82 236V234H80ZM160 235L162 236V234H160ZM207 235H209V234H207ZM217 235H220V233ZM222 235L223 234H221L220 236H217V237H219L217 239H218V243H220V245L222 242H219V240L220 241L223 240V239H220V237H222ZM227 235L228 234H226V236ZM237 235L238 234H235V236H237ZM244 235H245V233H244ZM257 235L255 236L256 238H257ZM68 236L65 237V238H67V240L70 238V237L68 238ZM183 236L187 237V235H183ZM198 236L201 239H206V238H208V240L210 239L209 237H205L204 235H202V236H204L205 238L202 236L200 237V234ZM238 236H240V235H238ZM238 236H237V238H238ZM241 236H240V239H241L240 241H241L242 247H241V245H240V247H241V251H242V248L245 245L242 244L243 242H242ZM157 237H158V235H156V238ZM177 237L180 238V236H177ZM182 237H181V239H182ZM224 237H225V235H224ZM160 238H162V237H160ZM179 238H178V240H176L175 237L173 236V239H174L173 242L171 241L172 237L169 238L171 243H173L172 245L174 246V248H176L177 246H181L182 242L183 243L185 242V241H182L181 245H179L180 244V243H178V242H180ZM193 238H194V236H192V240H193ZM199 238H197V239H199ZM230 238H231V236H230ZM230 238H227V242L230 240ZM243 238H245V237H243ZM251 238H253V237H251ZM256 238H255V240H256ZM259 238H257V239H259ZM150 239L152 240V238L149 237V240ZM201 239H199V240H201ZM217 239L214 241H217ZM63 240H64V237L62 236V243L65 242ZM156 240L158 241V238ZM164 240H165V242H166V240L168 241V239H164ZM186 240H187V238H186ZM232 240H230V241H232ZM251 240L250 239L248 240V238H247L248 242L249 241L251 242ZM152 241H154V240H152ZM174 241H178L177 242L178 245H175ZM187 241H186V243H187ZM189 241H191L190 238H189ZM193 241H191V243L188 242V243H190L189 246H195V244H192ZM206 241H207V239H206ZM211 241L213 242V240H211ZM211 241H209V242H211ZM223 241L225 242L226 240H223ZM230 241H229V243H231ZM194 242H196V241H194ZM197 242L199 243V241H197ZM200 242H203V241H200ZM236 242H237V240L235 239V243H234L235 245L233 244L235 247H236ZM245 242L246 241H244V243ZM252 242H253V240H252ZM258 242L260 243V241H258ZM62 243H59V244L62 245ZM162 243H163L162 244L163 248L160 247L161 246L160 244L159 245L155 244V245H158L161 248V250L162 249L164 250L165 249L164 246H166V245H164L163 240H162ZM207 243H208V241H207ZM218 243H216V244H218ZM238 243L240 244V242H238ZM99 244H100V242H99ZM206 244L204 243V246ZM250 244L252 245L253 243H250ZM250 244H248V245H250ZM153 245H154V242H153ZM169 245L170 244H168V247H169ZM184 245H185V243L183 244V246ZM200 245H201V243L199 244V246ZM248 245L246 243V246H248ZM254 245H256V244H254ZM93 246H96V245H93ZM246 246L244 247L245 250L248 248V247L246 248ZM252 246H251V249L249 248L250 249L249 251L252 250ZM187 247H188V245H187ZM196 247H195V249H196ZM92 248H94V247H92ZM96 248H94V249H96ZM100 248L97 249L99 252L102 251V249L100 251ZM179 248L183 249L184 247L183 248L177 247V250L175 249L176 250L175 253H177ZM185 248H186V246H185ZM200 248L201 247H199V249ZM257 248H256V246H254L255 250H257ZM94 249H92V250L94 251ZM193 249L192 250L190 249V251H193ZM261 249L258 248V251ZM103 250H104V247H103ZM161 250H160V252H162ZM183 250H186V252H185V254H186L188 252L187 250H189V249L186 248ZM201 250H204V248ZM236 250H235V252L238 251V252H240V254L237 252L238 255L235 256L236 257L235 259H238L237 257H239V259H240L239 255H241V251L240 250L236 251ZM255 250H252V251H255ZM252 251H251V253H253L255 256V253ZM258 251L256 252L257 254H258ZM195 252L196 251H194L193 253H195ZM201 252H203V251H201ZM231 252L233 253V250L230 247V253ZM243 252H245V251H243ZM243 252H242V254H243ZM248 252H247V254L249 256H251L250 255L251 253H248ZM260 252H259V254H260ZM95 253L98 254L96 251H95ZM95 253H94V255H95ZM183 253H179L177 255L183 256L182 255ZM263 253L264 252H261V254H263ZM188 254H190V253L188 252ZM253 254H252V256H253ZM166 255L168 257V259H166V260H169L170 257L168 256V254H166ZM203 255H204V257H206L205 251H204ZM203 255H201V257ZM234 255L235 254H233V256H231V257L233 258ZM260 255H257V256H260ZM162 256L163 255H161V259H164L163 257H166L165 254L163 257ZM181 256H180V258H181ZM185 256L187 259V255H185ZM188 256H190V255H188ZM192 256H193V254H192ZM194 256L195 257L198 256V258H196V260H199L200 256L198 254L194 255ZM252 256H251V258H252ZM88 257H90V256H88ZM98 257H99V255H98ZM174 257L176 259L179 258L176 255ZM174 257H172L173 261H174ZM245 257H247V256H245ZM241 258H243V257L241 256ZM159 259H160V257H159ZM176 259H175V263L177 262ZM182 259H180V261ZM245 259H247V258H245ZM249 259H250V257H249ZM252 259H254V258H252ZM262 259H264V258L262 257ZM201 260L197 261V263L198 262L203 263L205 259L203 260V262ZM238 260H236V261H238ZM180 261H178V262L180 263ZM182 261H184V259ZM194 261H195V259H194ZM231 261L232 260H229L228 262H231ZM233 261H234V259H233ZM245 261L248 262L249 260H245ZM94 262H96V261H94ZM109 262H111V261H109ZM163 262H164V264L165 263L167 264L166 261L163 260ZM195 262L192 264H195ZM239 262H244V261L239 260L238 263ZM113 263H115V262H113ZM169 263L170 262H168V264ZM236 263L237 262H234L231 264H236ZM0 264H10V263H7L4 261V262H1ZM109 264H111V263H109ZM159 264H161V262Z\"/></svg>",
  "mask_w": 264,
  "mask_h": 264
},
{
  "label": "water",
  "instance_id": "95a60500",
  "mask_svg": "<svg viewBox=\"0 0 264 264\" xmlns=\"http://www.w3.org/2000/svg\"><path fill=\"white\" fill-rule=\"evenodd\" d=\"M5 1H8L10 3H13L16 6L27 9V11L36 15L38 18H40L46 22H49V24L51 23L52 25L61 27L63 29H69L65 25V23H68L66 21V19H64L62 15H59L53 11L47 10L43 7H40L39 5H36L34 3H30V2L25 1V0H5ZM256 17L259 18L258 16H255L254 19ZM69 30H71V29H69ZM199 85H201V84H199ZM238 106L241 109L244 108V109L250 111L251 114H253L255 121L257 120L259 122L264 123V111L257 109V108H254V107H251V106L249 107L248 105H245L242 103L238 104Z\"/></svg>",
  "mask_w": 264,
  "mask_h": 264
}]
</instances>
